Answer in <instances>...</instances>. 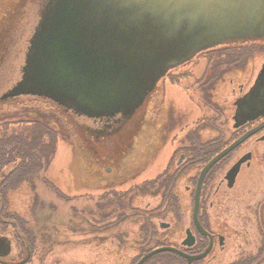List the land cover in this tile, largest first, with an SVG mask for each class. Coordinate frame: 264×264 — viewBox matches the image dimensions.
<instances>
[{"label":"flooded vegetation","instance_id":"flooded-vegetation-1","mask_svg":"<svg viewBox=\"0 0 264 264\" xmlns=\"http://www.w3.org/2000/svg\"><path fill=\"white\" fill-rule=\"evenodd\" d=\"M244 43L263 45L255 49L254 47H240L237 48L238 52L252 53L258 49L264 55V40ZM0 44L2 45L1 41ZM28 46L29 40L27 48ZM221 47H226V45L207 50L199 55L203 54L208 57V53ZM231 51L228 49V53ZM224 53L219 54V58H225L228 53L226 51ZM238 61L240 57L230 64L233 66L229 65L223 71L210 70L211 76H208V79L206 76L204 79L212 82L213 85L220 83L223 77L231 71L236 72L237 69L242 70L245 67L246 63ZM187 64L171 70L156 88H159L163 80L175 76L176 72ZM261 75L264 76V61L255 68L250 85L243 82L237 84L234 80H229L228 85L232 88L231 94L222 96L220 99L222 103L215 101L214 105L212 104L214 107L212 111L214 114L213 136L203 135L202 137L199 133L193 143L182 141L184 146L178 148L175 154L173 153L165 174L159 179L139 183L140 177L136 174L140 170V161L145 159H141L140 152H137L139 157L132 163L133 168L127 169L126 163L124 162L122 166L121 162L116 168L103 169L102 174H94L92 169L90 175H85L80 179V182L84 181L88 188L84 194L80 193L78 198H87L91 201L97 194L105 200V204L101 206L107 209L116 207L119 213L121 212L116 216L115 221H108L101 227L103 230L120 228L121 231L111 233L110 236L95 237L107 245L105 249L108 252L98 261L105 257L106 261L116 262L115 264H140L141 262L142 264H264V81H259ZM206 90L205 87H201L204 95ZM254 91L253 97L247 100V97ZM154 92L130 118L117 115L112 118L94 119L78 116L72 111L60 108L67 115L90 123L86 126L89 135L86 142L91 145L90 150L93 151L95 144H100L103 148L114 144L103 143V140L126 139L127 134L132 131L126 125L133 118L139 119L138 115L149 103ZM206 99L205 96L204 101ZM206 119L196 131L191 132L192 137L197 132L205 131L206 128L208 130L211 121ZM135 122L139 124L137 120ZM91 139L94 140L89 142ZM231 147L233 148L205 174L195 217L197 183L202 170L214 158ZM90 153L92 155V152ZM42 155L40 153V171L50 166V164L43 163ZM100 158L97 163H105V166L116 165L113 156L100 155ZM193 165L197 166V174L190 180L188 171L189 166ZM131 171L133 173L136 171L133 177L128 176V172ZM29 175L32 173L21 176L19 184L11 185L6 194L9 191H15ZM73 179L77 181V178ZM161 179L164 180L162 184ZM179 179L184 184L183 190L178 189ZM188 181L192 183L188 184ZM54 182L52 181L51 185L58 197L73 199L61 190L59 183ZM131 182L132 185L125 189ZM94 185L101 189L93 190ZM74 197L77 196L74 195ZM157 197L161 199V204L164 203L160 207H156ZM2 205L7 207V203L0 202V264H60V259L52 258L54 246L61 244L60 239L41 235L40 241L36 240L33 232L27 229L25 222L12 213H6ZM224 206L229 207L231 211L228 220L224 219L222 213L225 211ZM124 209H127L125 211H129L130 214L125 215ZM212 213L217 215V219ZM105 216L107 219L108 214ZM92 219L93 215L89 213V222ZM99 222L103 223L102 219ZM127 222L129 225L126 224ZM123 225L133 226L134 240L127 239L128 235L122 228ZM93 241L94 239L90 237L86 243L90 244ZM109 242L117 246V250L110 254ZM161 249L167 250L152 254ZM197 257L200 259L189 261L190 258ZM226 257L230 259L226 260Z\"/></svg>","mask_w":264,"mask_h":264},{"label":"rangeland","instance_id":"rangeland-1","mask_svg":"<svg viewBox=\"0 0 264 264\" xmlns=\"http://www.w3.org/2000/svg\"><path fill=\"white\" fill-rule=\"evenodd\" d=\"M45 1L0 0V41L2 43V45L0 44V97L20 80V69L24 64L27 42L37 25ZM225 45L226 47L208 53V57L203 54L199 55L193 62L176 72L175 76L163 80L151 96L149 103L141 110V114L139 113L140 115L137 117L139 119L133 118L126 125L132 130L127 134L126 139L121 141H117V139L103 140V143L114 144L106 145L104 148L100 144H95L93 151L90 150L91 145L86 142L89 137L86 126L90 123L67 115L54 103L33 97L0 101V138L13 134L24 135L26 130H31L32 122L39 120L41 124L48 127L50 132L54 133L52 138L40 137V144L55 147L54 152L49 153L50 157L44 158L43 161L44 164H50V166L41 171L40 167L31 170L29 173L32 175L27 176L25 182L15 191L7 193V207L2 205V208H5L6 213H12L25 222L27 229L33 232L36 240L40 241L41 235H49L56 240L60 239L61 244L54 246L52 257L60 259V264H115L116 262L106 261L105 257L98 261L108 252L105 249L107 245L95 237L110 236L111 233L121 231L120 228L101 229L108 221H115L116 216L121 212L119 213L116 207L107 209L101 206L105 204V200H102L97 194L91 201L87 198H78L80 193L84 194L88 188L84 181L80 182V179L85 175H90L92 169L94 174H102L103 169L116 168L121 162L122 166L124 162L126 163L127 169L133 168L134 164L132 163L139 157L137 152H140L141 159L145 158L140 161V170L136 174L140 177L139 183L145 180L159 179L165 174L175 151L184 146L182 141L193 143L199 133V136L202 137L203 135L212 137L214 131V114L212 112L214 107L212 104L214 105L215 101L222 103L221 97L231 94L232 88L228 85L230 79L237 84L243 82L250 85L253 81L255 68L264 61V55L258 49L252 53L243 54L237 51V48L240 47H254L255 49L261 47L263 45L261 43L239 42ZM228 49L232 50L231 53H228ZM225 51L228 53L225 58H219L218 55ZM238 57H240L238 62L246 63L242 70L231 71L223 77L220 83L215 85L204 79L206 76V79L211 76L210 70L223 71ZM201 87H205V90L207 88L205 95L202 93ZM205 96L207 97L206 101H204ZM206 118L209 122L211 121L208 130L206 128L205 131L197 132L192 137L191 132L196 131ZM135 120L139 124H136ZM132 126L135 128H131ZM93 140L91 139L89 142ZM100 155L113 156L116 165L105 166V163H97L98 159H101ZM15 167L16 164H11L4 169L0 174V177L3 175L0 180L9 175ZM189 167L188 174L191 180V177L197 174V166ZM135 173L128 172V176L133 177ZM74 177L77 178V181L73 179ZM49 179L50 181H47ZM52 181L59 183L62 187L61 190L73 199L58 197L53 191ZM161 181L162 184L164 180L161 179ZM191 183L188 181V184ZM131 185L132 182L125 189ZM177 185L179 190L184 189L181 179L177 181ZM92 189L99 190L101 187L94 185ZM163 204L157 197L156 207ZM223 209H225L222 211L224 219H230V208L224 206ZM89 213L93 215L91 222L88 220ZM107 214L108 218L105 219ZM126 214H130V212L125 211ZM213 216L217 217L214 214ZM101 219L103 223L99 222ZM129 222L126 224L129 225ZM127 225L122 226L128 235L127 239L134 240V228ZM90 237L94 241L87 244L86 241ZM109 244L110 254L117 250V246L112 242ZM229 259L230 257H226V260Z\"/></svg>","mask_w":264,"mask_h":264},{"label":"water","instance_id":"water-1","mask_svg":"<svg viewBox=\"0 0 264 264\" xmlns=\"http://www.w3.org/2000/svg\"><path fill=\"white\" fill-rule=\"evenodd\" d=\"M262 40L264 0H47L20 80L0 100L33 97L87 118H130L171 70L225 44ZM232 148L202 170L195 217L205 174Z\"/></svg>","mask_w":264,"mask_h":264},{"label":"trees","instance_id":"trees-1","mask_svg":"<svg viewBox=\"0 0 264 264\" xmlns=\"http://www.w3.org/2000/svg\"><path fill=\"white\" fill-rule=\"evenodd\" d=\"M31 127V130H26L24 135L13 134L0 138V174L11 164H16L11 175L4 176L0 180V202L3 201L4 204L7 201L6 190L8 191L11 184L19 183L21 176L40 167V153L44 155L43 158L48 159L49 153L55 150V147L41 146L43 144H40V137H54V133L50 132L46 125L35 120ZM15 180L17 181L15 182Z\"/></svg>","mask_w":264,"mask_h":264}]
</instances>
